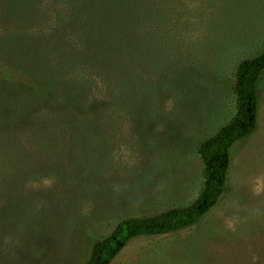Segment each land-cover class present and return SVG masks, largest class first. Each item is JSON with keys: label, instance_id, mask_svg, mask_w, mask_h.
I'll list each match as a JSON object with an SVG mask.
<instances>
[{"label": "trees", "instance_id": "16d2710c", "mask_svg": "<svg viewBox=\"0 0 264 264\" xmlns=\"http://www.w3.org/2000/svg\"><path fill=\"white\" fill-rule=\"evenodd\" d=\"M194 1L201 3L200 42L219 19L240 14L244 0ZM186 3L0 0V264L29 259L50 228L48 213L99 171L108 129L142 105V69L163 61L171 16ZM263 74L264 52L240 64L236 114L200 147L205 184L193 203L120 221L94 244L87 264H113L133 241L178 234L219 205L234 147L257 130Z\"/></svg>", "mask_w": 264, "mask_h": 264}, {"label": "rangeland", "instance_id": "374dc122", "mask_svg": "<svg viewBox=\"0 0 264 264\" xmlns=\"http://www.w3.org/2000/svg\"><path fill=\"white\" fill-rule=\"evenodd\" d=\"M194 2L172 14V46L143 67L142 105L108 129L99 171L85 176L84 189L64 193L23 264H87L120 221L186 207L204 189L199 150L236 114L240 64L264 52V0L237 3L240 14L219 19L200 42ZM259 91L257 130L234 147L219 205L178 234L133 241L113 264H264V74Z\"/></svg>", "mask_w": 264, "mask_h": 264}]
</instances>
